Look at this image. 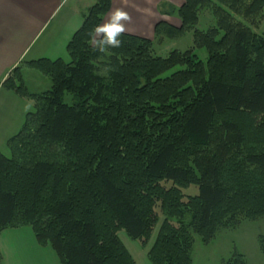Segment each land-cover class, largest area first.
<instances>
[{
  "label": "trees",
  "instance_id": "obj_1",
  "mask_svg": "<svg viewBox=\"0 0 264 264\" xmlns=\"http://www.w3.org/2000/svg\"><path fill=\"white\" fill-rule=\"evenodd\" d=\"M111 5L88 9L68 62L25 61L1 83L34 110L7 140L11 156L0 152V235L29 227L59 264H135L118 232L146 242L160 210L148 260L192 264L193 235L208 244L264 218V35L234 19L258 27L264 0H184L180 27L159 22L154 38L192 31L193 48L164 58L153 40L125 33L120 47L99 51L95 29ZM201 9L216 19L204 32ZM22 66L47 76L50 89L30 93ZM190 185L198 195L184 200ZM225 264L247 263L235 254Z\"/></svg>",
  "mask_w": 264,
  "mask_h": 264
},
{
  "label": "crops",
  "instance_id": "obj_2",
  "mask_svg": "<svg viewBox=\"0 0 264 264\" xmlns=\"http://www.w3.org/2000/svg\"><path fill=\"white\" fill-rule=\"evenodd\" d=\"M95 2L96 0H0V145L6 147L7 140L19 131L25 114L29 112L27 104L31 107L30 101L4 90L1 83L14 68L25 61L64 60L67 57V43ZM183 2L184 0H112L111 10L103 18L101 26L110 23L113 13L119 9L130 17L129 20L122 21L125 27L123 33L154 40V28L159 22L180 27L179 18L170 13L178 10ZM21 71L23 72L22 68ZM8 230L2 232L0 242ZM19 230L21 228L14 229V232ZM20 234L22 233L18 235ZM23 234L36 251L32 250V255L27 254L29 257H22L21 264H59L53 250L40 249L31 229L24 230ZM43 250H47V254L39 253ZM0 252L3 264H6L7 258L1 243ZM37 257L42 260L39 261Z\"/></svg>",
  "mask_w": 264,
  "mask_h": 264
},
{
  "label": "rangeland",
  "instance_id": "obj_3",
  "mask_svg": "<svg viewBox=\"0 0 264 264\" xmlns=\"http://www.w3.org/2000/svg\"><path fill=\"white\" fill-rule=\"evenodd\" d=\"M171 16H177V10L171 12ZM264 15V12H263ZM199 22L197 29L200 31H206L208 28L216 25V19L209 9H201L199 12ZM235 21H239L249 26L255 33L264 35V18L258 27H253L256 23L251 24L246 22L240 16H234ZM256 22V21H255ZM193 48V36L192 31L183 33L177 38H164L156 37L153 40V54L159 57H166L169 52L177 50L184 52ZM194 53L202 62H206L207 53L205 49H194ZM68 62V55L64 59ZM23 72L21 71L26 88L29 89L30 93H42L47 91L51 87L50 79L43 75L41 72L22 66ZM181 69L176 67L173 70L164 74L169 76L171 73ZM32 91V92H31ZM73 97L69 94H65L64 102L71 104ZM29 108V109H28ZM28 111H33V102L27 104ZM0 152L6 157H10L11 154L5 145H0ZM165 187H171L170 181L163 182ZM182 195L184 200L188 197H194L198 195V187L190 185L183 188ZM159 212V224L164 219V216ZM190 219V215L186 214L184 223H187ZM174 224H177L175 219L172 220ZM159 224L154 228L150 238L146 242L130 238L124 230L118 232L119 239L127 248L130 255L133 257L135 264H151L147 258V252L153 245L159 230ZM30 229L29 227H23L19 232H14V229L8 230L4 234L1 240V246H3L5 256L7 258L6 264H21L22 257H29L32 255L31 251H36L34 247H31L30 242L23 234L24 230ZM17 233V234H16ZM19 233H22L18 235ZM193 245L191 249V260L192 264H225L235 254H240L244 257L247 264H264V254L261 252L260 245L261 241L264 245V218L257 221H243L235 229L221 230L217 236L208 244H203L198 235H193ZM40 246V245H39ZM46 248L52 251L50 246L40 247V249ZM54 252V251H53ZM1 253V252H0ZM41 253L47 254V250H43ZM28 254V255H27ZM37 255L36 253H34ZM10 255V256H8ZM20 259H18V257ZM38 260H42L41 257H37ZM3 259V258H2Z\"/></svg>",
  "mask_w": 264,
  "mask_h": 264
},
{
  "label": "clouds",
  "instance_id": "obj_4",
  "mask_svg": "<svg viewBox=\"0 0 264 264\" xmlns=\"http://www.w3.org/2000/svg\"><path fill=\"white\" fill-rule=\"evenodd\" d=\"M129 19L130 17L126 12L117 9L113 13L110 23L103 26H98L95 29L97 33H102L104 37L98 42L99 51H105L106 47L118 48L121 46V40L119 36L125 31L122 21H127Z\"/></svg>",
  "mask_w": 264,
  "mask_h": 264
}]
</instances>
